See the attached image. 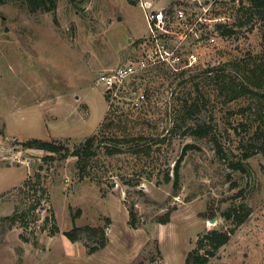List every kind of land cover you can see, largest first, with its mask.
Segmentation results:
<instances>
[{
	"label": "rangeland",
	"instance_id": "rangeland-1",
	"mask_svg": "<svg viewBox=\"0 0 264 264\" xmlns=\"http://www.w3.org/2000/svg\"><path fill=\"white\" fill-rule=\"evenodd\" d=\"M154 1L207 15L216 41L199 48L195 65L145 69L110 102L101 73L139 54L149 30L138 0H57L55 10L0 0V264H188L212 227L234 231L208 264H264L263 96L228 99L204 72L264 59V20L248 19L239 0ZM219 21L234 30L223 34ZM193 45L191 36L185 47ZM133 86L146 94L140 106ZM205 121L221 154L211 136L188 132ZM96 131L103 140L82 171L77 154L23 143L73 148ZM132 135L142 150L109 137ZM107 141L122 150L108 152ZM241 204L251 210L236 225L223 211ZM86 224L106 227L104 247L90 251L97 236L65 233Z\"/></svg>",
	"mask_w": 264,
	"mask_h": 264
},
{
	"label": "trees",
	"instance_id": "trees-1",
	"mask_svg": "<svg viewBox=\"0 0 264 264\" xmlns=\"http://www.w3.org/2000/svg\"><path fill=\"white\" fill-rule=\"evenodd\" d=\"M30 8L32 10H55L57 6V0H27ZM241 10L248 19L253 17H258L259 20H264V0H239ZM247 19V20H248ZM244 20H240V23H243ZM219 29L223 34H228L234 29L228 26V23L225 21H219L217 23ZM243 60V59H241ZM231 69L225 65H214L204 68V72L207 76L214 74L216 80L219 82L220 91L224 92L228 99L237 98L245 94H258L263 96L264 101V59L260 61H252L241 64L240 59L233 60L231 62ZM251 65V66H250ZM242 66V69L240 68ZM239 72L238 76L235 75V72ZM247 69H250L249 75H247ZM245 72V73H244ZM246 75V76H245ZM262 90V91H261ZM258 116L261 121L258 124V127L261 128L257 132V136L260 134L264 135V115ZM188 132L193 134L205 136L209 135L214 140L216 145V150L219 154L223 151L221 141L215 136L213 131V126L211 123L205 121L200 122L195 126L189 127ZM111 139L123 140L126 141V144H131L134 151L142 150L139 143V137L132 135L130 137L120 138L117 136H109ZM102 137H100L99 131L94 132L93 134L86 136L84 140L77 143L75 147L71 148L65 142L58 141L57 139H47L42 137H31L23 141L27 146H36L44 148L51 152H62L64 154L73 153L79 156L80 170H84L86 161H89V158L96 151L97 144L102 142ZM128 141V142H127ZM122 143H116L107 141L102 143V146L106 148L108 152H117L121 151L123 146ZM128 147V145H126ZM130 146V145H129ZM140 148V149H139ZM250 152H245L244 156L247 157ZM66 156V155H64ZM232 165L237 167H243L241 161L233 162ZM170 179V177H167ZM180 178V162L175 166V181L178 182ZM250 208L246 204H241L238 206H230L223 211V215L231 219L236 225L242 223L249 215ZM131 221L135 222V210L134 207H131ZM170 218V212L160 218L162 222H167ZM234 227L230 228H218L212 227L208 228L202 235L197 239V245L191 248L186 254V262L188 264H208L212 256L217 254L219 248L229 241ZM85 232L86 234L95 235V244L91 245L89 248L90 251H94L99 247H104L107 244L108 236L106 234V227L101 225H90L86 224L83 226H73L71 229L65 231L66 235L72 239L76 240L80 238L81 233Z\"/></svg>",
	"mask_w": 264,
	"mask_h": 264
},
{
	"label": "built area",
	"instance_id": "built-area-1",
	"mask_svg": "<svg viewBox=\"0 0 264 264\" xmlns=\"http://www.w3.org/2000/svg\"><path fill=\"white\" fill-rule=\"evenodd\" d=\"M138 1L145 11L149 30L139 54L101 73L99 80L110 102L122 95L130 78L139 76L145 69L161 65L180 69L195 65L200 58L199 48L216 41L215 34L206 29L207 15L188 11L182 6H158L154 0ZM191 36L194 45L187 48L185 46ZM128 91L134 105L140 106L146 99L145 92L138 86L130 87Z\"/></svg>",
	"mask_w": 264,
	"mask_h": 264
}]
</instances>
